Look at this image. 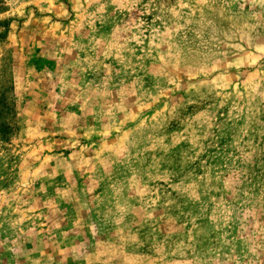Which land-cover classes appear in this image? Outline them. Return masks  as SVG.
Segmentation results:
<instances>
[{"label":"rangeland","instance_id":"rangeland-1","mask_svg":"<svg viewBox=\"0 0 264 264\" xmlns=\"http://www.w3.org/2000/svg\"><path fill=\"white\" fill-rule=\"evenodd\" d=\"M0 264H264V0H0Z\"/></svg>","mask_w":264,"mask_h":264}]
</instances>
